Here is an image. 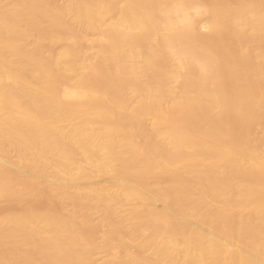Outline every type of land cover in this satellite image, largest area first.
I'll use <instances>...</instances> for the list:
<instances>
[{"label":"bare ground","instance_id":"obj_1","mask_svg":"<svg viewBox=\"0 0 264 264\" xmlns=\"http://www.w3.org/2000/svg\"><path fill=\"white\" fill-rule=\"evenodd\" d=\"M6 1L0 162L30 183L1 168L0 202L32 197L33 184L64 210L19 198L24 211L0 213V264H81L97 247L120 264H264V139L251 130L264 0ZM101 174L119 193L83 182ZM94 210L105 230L93 249L76 228Z\"/></svg>","mask_w":264,"mask_h":264},{"label":"rangeland","instance_id":"obj_2","mask_svg":"<svg viewBox=\"0 0 264 264\" xmlns=\"http://www.w3.org/2000/svg\"><path fill=\"white\" fill-rule=\"evenodd\" d=\"M8 1H11V0H8ZM50 1V0H49ZM52 1H55V4L57 3V5H63L64 3H65V0H52ZM61 1V2H60ZM64 1V2H63ZM193 1H195V0H193ZM196 1H199V0H196ZM202 1V0H201ZM204 1V0H203ZM4 2H6L7 3V1L6 0H4ZM63 3V4H62ZM200 19V23H204L205 24V22H206V20H207V18H205V17H202V18H199ZM202 36V35H201ZM96 37V35L95 34H92V33H88V35L86 36V38L84 39V42H83V44L85 45H83V44H81L80 46L82 47V48H84V49H89L90 50V52H94V42H93V38H95ZM200 37V36H199ZM241 38H239V37H236V39H232V41H233V43H232V45H236V46H234V48H236V47H238V46H240L241 45V40L243 39V42L242 43H244L245 45V47L244 48H242V45L240 46V49L239 50H241V48H242V51L241 52H244L243 51V49H248V47H250V46H248V45H250V44H248V42H247V40H246V38L245 37H242V36H240ZM87 38H88V40H87ZM92 38V39H91ZM201 38H203V37H201ZM32 39H34V41L32 40ZM36 39V37L35 36H33L31 39L29 38V40L28 41H26L29 45H30V47H35L36 45H37V39ZM204 39H205V37H204ZM92 40V42H90ZM203 40V39H202ZM246 41V43H245V41ZM36 42V43H35ZM33 44H34V46H33ZM32 45V46H31ZM87 45V46H86ZM93 46V47H92ZM58 47L59 46H57V47H55L54 49L55 50H57L58 49ZM247 47V48H246ZM239 48V47H238ZM237 48V49H238ZM238 50V51H239ZM249 50V49H248ZM246 52V51H245ZM252 76L253 75H251L250 77H249V75H248V77L247 78H249L248 80H249V85L251 84V87H250V90H251V88L253 89V86L255 85V87L257 88V85L256 84H258V80L256 79V77H253L252 78ZM99 78H100V80H99ZM103 77H95V80H94V83L96 84V82H98V84L100 85L102 82H103V80L104 79H102ZM246 78V79H247ZM253 79V80H252ZM102 80V81H101ZM248 80H246V81H248ZM96 81V82H95ZM253 81H255V83L253 82ZM258 81V82H257ZM252 82V83H251ZM246 84H247V82H246ZM97 85V84H96ZM103 85V84H102ZM102 85H100V86H102ZM248 85V86H249ZM261 84H259V86H260ZM258 86V87H259ZM261 88V86L259 87V88H257L256 89V91L254 92L255 94L257 93V94H259L260 93V90H259V92H258V89H260ZM253 91H254V89H253ZM260 95V94H259ZM263 108H264V106H263ZM263 110V114H260L259 112V115H257L256 117H254V119H253V124H252V122H251V125H253V128L254 129H252V126H251V130H253V131H255V133H254V135H255V139H256V137L258 138H261V141L263 142V139H264V109H262ZM260 112H262V111H260ZM253 135V136H254ZM257 135V136H256ZM256 139V140H258L259 142H260V139ZM261 143V142H260ZM8 154H7V156L4 158V156L3 157H1L3 160H2V162L4 161V159L5 160H8V162L10 163V164H12L11 165V167L13 166L14 167V165L13 164H15L14 162L12 163V159H10V158H12V156L10 157L9 156V158H8ZM11 161V162H10ZM14 161V160H13ZM4 163H6V161L5 162H3V163H1L0 162V169L2 168V170L4 171V173L7 175H10V176H8V177H11L15 182H20V183H22L23 185H27V186H29V183L28 184H26V181L23 179V178H25V177H23L22 178V174H24V170H26V169H24L23 170V168L21 169V170H23L22 172V174L20 175L19 174V172H21V171H19L20 169H19V167H18V165H16V168L18 169V171H16L15 169H12V168H8L7 167V164H4ZM9 165V164H8ZM2 166V167H1ZM10 166V165H9ZM26 173V172H25ZM26 175V174H25ZM102 175V174H101ZM97 175V176H94V177H92V178H90V179H86V181L87 182H85V181H83L84 183H86V184H90V183H92V184H97V183H100V184H102V186L104 187V186H106V187H104L105 189H107L108 191H110V192H112V193H115V194H117V193H119V189H118V186H117V184H116V180L112 177V176H110V175ZM99 176V177H98ZM95 177H97V178H95ZM92 179H97V181L96 180H93L92 181ZM151 179V178H150ZM165 180V176H162V175H155L151 180H149L148 182H150V183H162L163 181ZM240 181V179H237V181ZM166 181V180H165ZM236 181V180H235ZM238 183V182H237ZM32 184V183H31ZM31 184H30V186H31ZM106 184V185H105ZM110 185H111V187H110ZM33 186H35V188L33 187ZM44 186V185H43ZM42 186H40V187H38V189L36 190V185H33L32 184V188H34L35 190V192H34V195L32 194V197L31 196H29L30 198H28V196H27V198L24 200L22 197H16V198H22L23 199V201H25L24 203H29V205H27V204H25L26 205V207L27 206H29L28 208H30V205H31V207L32 208H38L40 211H42L45 207H48V208H45L46 209V212L47 211H49L50 213H55L56 211H57V213H61L60 212V210L61 211H63L64 210V208L61 206V205H63L64 206V204H62L61 202H60V204H59V202H58V204H57V200L56 199H54V200H56V201H54L53 199H52V197L50 198V196L49 195H47V193L45 192V186L43 187V188H41ZM115 187V188H114ZM40 188H41V190H40ZM118 189V190H117ZM44 190V191H43ZM114 190V191H113ZM37 192V193H36ZM45 198H43V197ZM15 197L14 198H10L11 199V201L9 202V201H7V199H6V202L5 201H3V203H1L0 202V211H2V212H0V213H7V212H11L12 213V211H13V213H16V212H21V210H22V208H23V206H25L24 204H23V202L19 199V201H12V200H15L16 199ZM25 198V197H24ZM48 198L50 199V200H48ZM9 199V200H10ZM28 199V200H27ZM3 200V199H2ZM1 200V201H2ZM5 200V199H4ZM17 200V199H16ZM44 201H46V202H44ZM53 201V202H52ZM116 203H118V206H120V208H122L123 210H129V208L131 207V206H129V205H131V204H129V202L128 201H124V202H119V200L118 201H116ZM127 203L129 204V205H127ZM60 205V206H59ZM25 207V208H26ZM59 207V208H58ZM126 207V208H125ZM25 208L22 210V211H24L25 210ZM62 208H63V210H62ZM9 209V210H8ZM13 209V210H12ZM35 209V210H36ZM42 209V210H41ZM6 210V211H5ZM8 210V211H7ZM38 210V211H39ZM37 211V210H36ZM45 211V210H44ZM53 211V212H52ZM59 211V212H58ZM19 212V213H20ZM56 213V214H57ZM81 215V214H80ZM102 215V211H100V210H94L93 212H92V215L91 216H89V219L88 220H86L87 221V223H85L86 221H84L83 223L84 224H80L77 228H76V232H77V236L85 243L86 242V245H88L89 243H90V245H88V246H91L92 247V245H91V243H95L94 245H96V243H98L97 245H100V243H101V240H103V238H102V236H103V233H104V227L102 228V225L99 223V221H100V216ZM99 218V219H98ZM234 219V218H232V214H229L227 217H225V219H222L221 221H220V223H219V227L221 228V229H223V230H225V231H229V229H230V227L232 226L231 225V223L233 224V221L232 220ZM90 221V222H89ZM91 221H92V223H91ZM232 221V222H231ZM88 222H89V224H88ZM127 224V226H132V223H130V221H128V222H126ZM128 223H130V224H128ZM96 224V225H95ZM103 229V230H102ZM102 235V236H101ZM138 242H140V243H138ZM88 243V244H87ZM102 243L104 244V240L102 241ZM136 243H138V244H141V243H143V238L142 237H138L137 239H136ZM97 245L95 246V247H97ZM102 246V245H101ZM94 246L92 247L93 249L95 248ZM91 248V249H92ZM98 249H92L93 250V253H91V257H90V261H87V262H83V263H81V264H120V263H118V262H114V261H112L111 259H109V257H108V255H107V252H105V250L104 251H102V248L101 247H97Z\"/></svg>","mask_w":264,"mask_h":264}]
</instances>
